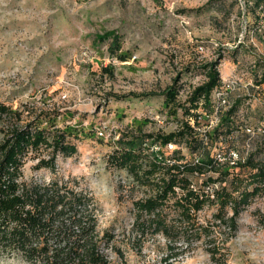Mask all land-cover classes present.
Instances as JSON below:
<instances>
[{
	"label": "rangeland",
	"instance_id": "rangeland-1",
	"mask_svg": "<svg viewBox=\"0 0 264 264\" xmlns=\"http://www.w3.org/2000/svg\"><path fill=\"white\" fill-rule=\"evenodd\" d=\"M234 13L235 0H0V103L23 111V124L49 113L59 114L60 128L83 129L80 138H72L77 154H60L56 169H51L37 168L39 156L34 153L25 161L23 179L38 184L58 181L87 194L97 215L100 250L112 264H165L168 245L163 234L148 232L138 240L132 234L135 202L151 194V183L160 179L162 170L138 181L111 155L129 125L141 124L147 133L170 132L179 125L177 117L185 115L179 109L177 117L171 116L161 96L140 98L135 93L160 92L182 74L183 103L192 87L206 79L203 64L219 61L222 84L213 91L211 107L193 110L202 117L192 124L201 137L213 132L220 124L212 112L218 93L225 80H236L226 93L225 110L238 104L232 130L228 134L224 125L218 140L209 139L207 146L222 162L234 150L240 162L254 153L264 163V83L259 84L264 41L239 42L240 25H229ZM111 32L118 34L126 61L110 53L113 35L101 37ZM109 65L113 74L103 70ZM7 127L0 117V141ZM177 148L192 161L200 155L192 154L184 142L169 147L167 154ZM49 153L41 152L45 157ZM239 163L232 166L230 177H247L248 170ZM151 166L147 159L141 171ZM210 173L218 177V172ZM168 210L170 223L178 229L191 226L173 207ZM215 211L207 206L198 217L211 233L221 231L224 264H264V191L242 210L239 229L229 241ZM188 238L190 243L183 246L175 236L179 249L173 264H220L212 259L207 238ZM0 264L31 263L0 254Z\"/></svg>",
	"mask_w": 264,
	"mask_h": 264
},
{
	"label": "trees",
	"instance_id": "trees-1",
	"mask_svg": "<svg viewBox=\"0 0 264 264\" xmlns=\"http://www.w3.org/2000/svg\"><path fill=\"white\" fill-rule=\"evenodd\" d=\"M110 35L115 41V45L110 46V53L126 61L128 54L120 53L117 33L101 37L105 40ZM219 64V61L203 64L206 79L192 87L183 103L179 101L182 74L175 76L173 82L160 92L135 93L134 97L140 98L161 96L171 116L177 117L182 109L185 117H177L179 125L170 132L147 133L141 124L129 125L111 155L116 164L126 168L138 181H143L144 174L150 178L158 169L162 170L160 179L151 183V194L135 202L138 214L132 234L137 240L139 235L148 232L163 234L168 239L162 257L165 264H173L178 256L179 242L175 236H180L182 245L187 246L191 241L188 236L194 234L198 239L207 238L212 259L224 264L221 231L211 233V227H205L199 221L198 213L207 206L214 207V218L225 226L229 241L239 229L242 210L264 191V163L257 160L254 153L239 163L248 170L247 177H230L234 165L212 156L207 146L209 139L218 140L224 125L228 134L231 132L232 116L238 104L222 113L220 124L213 132L206 131L205 137H201L192 124V119L198 123L202 117L193 110L211 107L213 91L222 84ZM103 70L113 74L112 65ZM262 83L264 73L259 81ZM23 114L19 109L0 103V117L8 122L0 141V254L17 255L31 264H112L100 250L97 215L87 194L58 181L38 184L23 179L25 161L34 153L39 156L37 168L51 169H56L60 154H77L78 145L72 138H80L83 129L71 125L60 128L56 124L59 114L51 117L49 113L23 124ZM182 142L192 154L200 152L196 160H189L179 148L174 149L172 155L167 154L169 143L178 145ZM43 150L50 152L48 157L42 156ZM147 159L152 166L142 172ZM210 172H218V177ZM199 176H205L202 182ZM169 207L174 208L182 222L188 221L191 226L186 224L183 229H178L170 223Z\"/></svg>",
	"mask_w": 264,
	"mask_h": 264
},
{
	"label": "built area",
	"instance_id": "built-area-1",
	"mask_svg": "<svg viewBox=\"0 0 264 264\" xmlns=\"http://www.w3.org/2000/svg\"><path fill=\"white\" fill-rule=\"evenodd\" d=\"M236 13L229 18V25L233 28L236 23L240 25V31L236 34L239 42L246 39L249 43L257 45V39H264V0H235ZM235 29V28H234ZM236 80L227 79L224 81L223 90L218 93V102L213 105V115L217 122H221L222 113H224L229 104L226 93L234 88ZM225 110V111H224ZM174 143H169L167 148L174 147ZM231 165L240 162L239 153L231 150L227 158H223Z\"/></svg>",
	"mask_w": 264,
	"mask_h": 264
}]
</instances>
